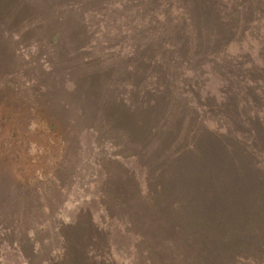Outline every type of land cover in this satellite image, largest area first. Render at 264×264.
<instances>
[{
	"label": "rangeland",
	"instance_id": "obj_1",
	"mask_svg": "<svg viewBox=\"0 0 264 264\" xmlns=\"http://www.w3.org/2000/svg\"><path fill=\"white\" fill-rule=\"evenodd\" d=\"M215 1L236 36L201 44L216 68L187 59L175 73L155 59L198 47L169 33L134 38L133 0H0V264H129L131 239L107 231L104 215L120 213L146 169L156 183L162 165L230 168L248 141L264 157V136L247 130L252 118L264 125V106L251 115L248 104L253 92L264 100V0ZM243 7L258 22L245 23ZM259 199L250 218L264 220ZM261 229L243 232L237 264H264Z\"/></svg>",
	"mask_w": 264,
	"mask_h": 264
},
{
	"label": "trees",
	"instance_id": "obj_2",
	"mask_svg": "<svg viewBox=\"0 0 264 264\" xmlns=\"http://www.w3.org/2000/svg\"><path fill=\"white\" fill-rule=\"evenodd\" d=\"M198 1L133 0L136 12L129 23L133 21L131 34L134 38L139 36L143 39L141 36L146 32L158 35L156 38L169 33L177 35L183 48H191L189 45L198 47L197 50L192 48L194 53L185 59L165 54V60L158 59L156 62L155 57L154 63L158 66L165 65L176 73L178 70L185 71L188 68L187 59H193L201 66L212 69L216 63L212 55L215 52H200L201 44L215 48L217 43H214V38L225 37L228 42L236 36V18H221L228 16L227 6L222 1L211 0V5L206 4L207 1L197 5ZM172 8H175L174 14H171ZM243 8L245 23L258 22L255 7ZM259 12L263 14L261 2ZM125 26L127 31L128 26ZM57 35L54 33V37ZM246 71L248 79L256 80L259 76L254 73L253 78L250 73L255 71L253 69ZM248 104L250 110H255L251 115L256 114L264 106L263 94L253 92ZM253 120L256 119L252 118L247 130L254 135L259 131L260 136H264V125H257ZM190 139L188 137V141ZM193 146L189 143L188 148ZM243 150L241 163L230 168L216 169L209 165L194 171L189 167L179 170L174 165H162L156 169V183L146 169L139 180L140 187L136 189V186V193L122 203L125 204L122 210L121 204L120 213L106 212L104 215L108 223L107 231L116 228L131 239L129 264H237L246 258V251L241 250L245 245L243 232L247 229L258 232L264 228V220L250 218L255 204L263 207L259 197L264 194V157L249 141ZM178 156L170 158V163L177 161ZM153 189L156 191L153 192ZM17 192L33 198L24 186L17 187ZM102 194L104 201L113 195L105 190ZM102 204L105 206L103 201ZM230 235L234 238V245L226 248L223 242ZM96 241L101 243V238L97 237ZM116 251L119 253V250ZM120 257L123 258L121 254Z\"/></svg>",
	"mask_w": 264,
	"mask_h": 264
}]
</instances>
